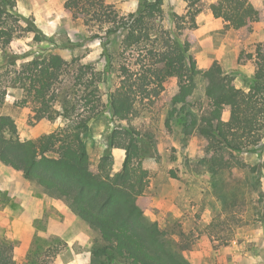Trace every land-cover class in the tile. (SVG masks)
Returning a JSON list of instances; mask_svg holds the SVG:
<instances>
[{"label":"trees","instance_id":"obj_1","mask_svg":"<svg viewBox=\"0 0 264 264\" xmlns=\"http://www.w3.org/2000/svg\"><path fill=\"white\" fill-rule=\"evenodd\" d=\"M197 1L189 5L186 15L180 16L175 12L167 14L163 0H139L136 12L121 16L110 11L104 0H68L65 10L71 18L99 23L100 29L92 39L101 40L107 67L102 75L91 65L80 66L77 78H73L75 83L64 86L70 63L55 51L43 49L25 55L7 51L25 32L35 33L39 43L45 39L36 25L20 14L17 0H0V109L8 90L19 86L36 105L35 122L59 117L68 120L54 133L23 141L15 120L1 114L0 163L23 173L47 195L66 201L99 234L101 244L93 255L102 259L101 264H190L170 252L165 233L157 223L144 221L151 208L148 190L152 169L147 164L158 163L160 154L155 137L142 134L132 125L143 101L153 105L173 83L174 92L169 97L174 107L171 118L184 115L186 135L198 132L207 139L206 158L214 170L244 168L237 156L257 152L264 142V49L259 48L255 55L242 52L239 56L240 67L248 61L255 63L248 91L236 86L239 70L225 72L218 62L207 71L200 70L191 54L199 29L197 17L202 12V8H194ZM210 10L229 28L243 33L252 32L262 19L261 11L250 0H218ZM26 21L27 28L22 25ZM113 41L118 44L117 57L122 59L117 70L121 82L110 92L108 106L113 118L127 126L114 130L94 169L87 140L90 124L104 113L100 87L108 84L112 74ZM128 54L137 59L135 64L126 60ZM24 58L27 62L19 70L18 63ZM90 71L91 80L83 82ZM12 75V85L7 86ZM198 79L204 82L210 103L201 121L187 111L198 90ZM81 84L84 89L77 90ZM81 101L86 102L83 111L79 108ZM178 106L182 107L180 111ZM228 108L230 119L225 122ZM115 149L126 152L119 171L114 170ZM226 153L233 154V163L226 159ZM14 249L13 243L0 238V264H16Z\"/></svg>","mask_w":264,"mask_h":264},{"label":"rangeland","instance_id":"obj_2","mask_svg":"<svg viewBox=\"0 0 264 264\" xmlns=\"http://www.w3.org/2000/svg\"><path fill=\"white\" fill-rule=\"evenodd\" d=\"M67 1L17 0L20 14L36 25L45 41L39 43L35 33L25 32L7 48L9 53L18 55L43 49L55 51L70 63V71L62 83L64 86L70 82L75 83L73 78H77L80 66L91 65L92 69L102 75L107 67L101 40L92 39L100 29L99 23L87 24L85 19L71 18L65 10ZM195 1L197 0H163L164 10L167 14L175 12L184 16L190 10L189 5ZM216 1L218 0L196 2L194 8H202V12L197 17L199 29L195 33L196 41L191 54L202 71L210 69L215 62L225 72L239 70L236 86L248 91L255 63L248 61L246 66L240 67L238 59L242 52L255 55L259 48L264 49V0H250L262 13L261 21L254 25L250 33L236 31L229 28L222 19L215 18L210 6ZM104 2L110 11L121 16L132 14L139 7V0ZM27 21L22 22L26 28ZM117 45L113 41L110 46L113 68L108 84L100 87L104 113L90 124L91 133L87 140L94 169L98 168L114 130L127 126L126 122L113 118L108 106L110 92L116 90L121 82L117 70L122 59L117 57ZM126 60L132 65L137 59L128 54ZM2 61L3 53L0 48V62ZM25 62V58L19 61V70ZM13 78V75L9 77L7 86L12 85L10 80ZM91 78L90 71L83 82ZM197 84L198 90L187 111H191L201 121L208 114L210 103L202 79H198ZM76 89H84V85L81 84ZM173 89V83L168 84L167 92L151 106L146 105L148 100L143 101L138 107L139 115L132 121V125L142 134H152L155 137L160 154L158 163L152 166L147 164L152 169V179L148 190L151 208L144 217L145 223H157L165 233L164 240L170 252L190 264H225V259L231 260L233 256L228 253L229 250L234 248L244 252H257L264 259V142L257 152H243L237 156L245 164L244 168L214 170L206 158L207 139L198 132L186 135L182 120L184 115L171 118L170 113L174 107L169 97L172 96ZM91 91L92 88H89L88 92ZM85 103L81 101L79 104L81 111L85 108ZM35 108L32 98L27 97L24 90L16 86L8 90L0 115L10 116L15 120L23 141L36 140L54 133L68 123L63 117L55 121L44 119L35 122ZM181 108L178 106L177 110L180 111ZM56 109L61 111L59 106ZM230 112L229 108L226 109L223 117L225 122L230 119ZM168 120L170 127H167ZM113 156L114 170L119 171L126 152L115 149ZM225 157L233 163V154L226 153ZM5 202V195L0 193V203ZM83 231L89 238L88 244L86 247L74 245L73 249L84 257L88 255L89 264H101L102 259L93 255L101 244L99 234L88 228ZM199 249L203 251V255H200ZM31 251L25 257L14 254L16 264L74 263V257L68 253L71 250L64 241L58 243L54 240L46 245L37 241L32 251L34 254ZM59 255H62L60 260Z\"/></svg>","mask_w":264,"mask_h":264},{"label":"crops","instance_id":"obj_3","mask_svg":"<svg viewBox=\"0 0 264 264\" xmlns=\"http://www.w3.org/2000/svg\"><path fill=\"white\" fill-rule=\"evenodd\" d=\"M0 193L6 197V202L0 203V238L14 244L15 255L27 256L37 241L46 245L56 240L68 244L71 250L68 253L74 257L73 264H89L88 255L76 253L73 246L86 247L89 238L83 230L91 228L66 201L47 195L37 184L26 180L23 173L1 163ZM198 252L203 255L202 250ZM228 253L233 256L231 260L225 259V264H264L257 252L234 248ZM60 259L62 255H59Z\"/></svg>","mask_w":264,"mask_h":264}]
</instances>
